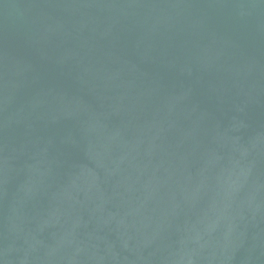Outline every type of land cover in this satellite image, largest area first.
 I'll return each mask as SVG.
<instances>
[{
	"label": "water",
	"instance_id": "95a60500",
	"mask_svg": "<svg viewBox=\"0 0 264 264\" xmlns=\"http://www.w3.org/2000/svg\"><path fill=\"white\" fill-rule=\"evenodd\" d=\"M0 264H264V0H0Z\"/></svg>",
	"mask_w": 264,
	"mask_h": 264
}]
</instances>
